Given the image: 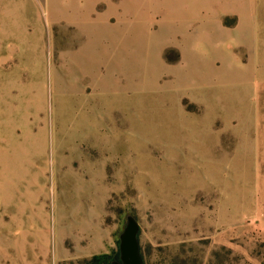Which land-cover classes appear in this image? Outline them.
I'll use <instances>...</instances> for the list:
<instances>
[{"label":"rangeland","instance_id":"obj_1","mask_svg":"<svg viewBox=\"0 0 264 264\" xmlns=\"http://www.w3.org/2000/svg\"><path fill=\"white\" fill-rule=\"evenodd\" d=\"M127 215L143 264H264V0H0V264Z\"/></svg>","mask_w":264,"mask_h":264},{"label":"water","instance_id":"obj_2","mask_svg":"<svg viewBox=\"0 0 264 264\" xmlns=\"http://www.w3.org/2000/svg\"><path fill=\"white\" fill-rule=\"evenodd\" d=\"M138 224L132 215L126 216V225L119 236V261L112 264H143L137 239Z\"/></svg>","mask_w":264,"mask_h":264},{"label":"trees","instance_id":"obj_3","mask_svg":"<svg viewBox=\"0 0 264 264\" xmlns=\"http://www.w3.org/2000/svg\"><path fill=\"white\" fill-rule=\"evenodd\" d=\"M118 261H119V251L117 250V252L113 254L94 255L90 259H83L81 261H78L77 264H112L113 262H118Z\"/></svg>","mask_w":264,"mask_h":264},{"label":"crops","instance_id":"obj_4","mask_svg":"<svg viewBox=\"0 0 264 264\" xmlns=\"http://www.w3.org/2000/svg\"><path fill=\"white\" fill-rule=\"evenodd\" d=\"M240 22H241V18H240V16H237L236 24L231 26V27H229V29H237L239 27V25H240ZM181 56H182V54H181Z\"/></svg>","mask_w":264,"mask_h":264}]
</instances>
